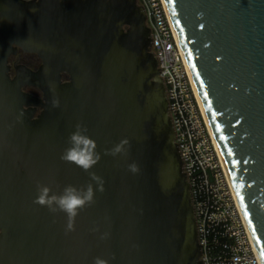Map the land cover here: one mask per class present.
Wrapping results in <instances>:
<instances>
[{
	"label": "water",
	"instance_id": "obj_1",
	"mask_svg": "<svg viewBox=\"0 0 264 264\" xmlns=\"http://www.w3.org/2000/svg\"><path fill=\"white\" fill-rule=\"evenodd\" d=\"M165 3L261 254L264 0ZM151 41L137 0H0V264H94L96 257L201 264L190 185ZM18 48L42 64L11 79L8 58ZM77 123L97 143L101 159L90 171L103 178V192L89 172L60 159ZM122 139L126 156L104 154ZM38 183L57 194L93 185L95 203L76 216L75 231L66 233L65 213L33 203Z\"/></svg>",
	"mask_w": 264,
	"mask_h": 264
},
{
	"label": "built area",
	"instance_id": "obj_2",
	"mask_svg": "<svg viewBox=\"0 0 264 264\" xmlns=\"http://www.w3.org/2000/svg\"><path fill=\"white\" fill-rule=\"evenodd\" d=\"M151 30L195 211L201 264H257L245 217L165 0H137Z\"/></svg>",
	"mask_w": 264,
	"mask_h": 264
},
{
	"label": "clouds",
	"instance_id": "obj_3",
	"mask_svg": "<svg viewBox=\"0 0 264 264\" xmlns=\"http://www.w3.org/2000/svg\"><path fill=\"white\" fill-rule=\"evenodd\" d=\"M52 107H59V100L52 101ZM88 129L81 123L75 125V130L68 136V147H66L60 156V159L67 163H72L85 172H89L91 180L97 185V190L104 191V180L96 173L90 170L100 161L101 155L96 151L97 143L94 139L87 135ZM129 145L127 139H122L111 149L105 150V155L112 157L126 156ZM129 171L136 174L140 171L136 163L128 165ZM33 203L42 207H46L50 213L63 212L67 215L66 233L75 231V218L80 211L86 207H90L95 203V192L91 183L86 186L76 187L67 185L62 192L53 193L51 188L37 184V196ZM94 231L98 229H93ZM108 233H104L101 239H106ZM94 264H108V261L100 257L94 259ZM257 264H264V255L258 254Z\"/></svg>",
	"mask_w": 264,
	"mask_h": 264
},
{
	"label": "flooded vegetation",
	"instance_id": "obj_4",
	"mask_svg": "<svg viewBox=\"0 0 264 264\" xmlns=\"http://www.w3.org/2000/svg\"><path fill=\"white\" fill-rule=\"evenodd\" d=\"M42 64V59L38 56V54L33 52H26L21 48H18L16 53L11 54L8 58L9 71L8 74L11 79H14L18 72L23 69H28L32 71H36ZM67 79V77H65ZM22 90L29 95H32L37 98H42V91L33 85H24ZM41 108L37 107L36 114L38 115L41 112Z\"/></svg>",
	"mask_w": 264,
	"mask_h": 264
},
{
	"label": "snow or ice",
	"instance_id": "obj_5",
	"mask_svg": "<svg viewBox=\"0 0 264 264\" xmlns=\"http://www.w3.org/2000/svg\"><path fill=\"white\" fill-rule=\"evenodd\" d=\"M261 255H264V250H262Z\"/></svg>",
	"mask_w": 264,
	"mask_h": 264
},
{
	"label": "bare ground",
	"instance_id": "obj_6",
	"mask_svg": "<svg viewBox=\"0 0 264 264\" xmlns=\"http://www.w3.org/2000/svg\"><path fill=\"white\" fill-rule=\"evenodd\" d=\"M235 190V189H234ZM235 194H236V192H235ZM237 196V195H236ZM238 199V198H237ZM239 202V201H238ZM240 205V204H239ZM241 208V207H240ZM242 210V209H241ZM243 213V212H242ZM244 215V214H243ZM245 217V216H244Z\"/></svg>",
	"mask_w": 264,
	"mask_h": 264
},
{
	"label": "trees",
	"instance_id": "obj_7",
	"mask_svg": "<svg viewBox=\"0 0 264 264\" xmlns=\"http://www.w3.org/2000/svg\"><path fill=\"white\" fill-rule=\"evenodd\" d=\"M65 77H67V76H65Z\"/></svg>",
	"mask_w": 264,
	"mask_h": 264
}]
</instances>
